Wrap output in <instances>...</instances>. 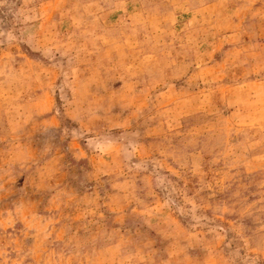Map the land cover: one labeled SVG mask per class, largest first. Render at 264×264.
<instances>
[{
	"label": "rangeland",
	"instance_id": "1",
	"mask_svg": "<svg viewBox=\"0 0 264 264\" xmlns=\"http://www.w3.org/2000/svg\"><path fill=\"white\" fill-rule=\"evenodd\" d=\"M0 264H264V0H0Z\"/></svg>",
	"mask_w": 264,
	"mask_h": 264
}]
</instances>
